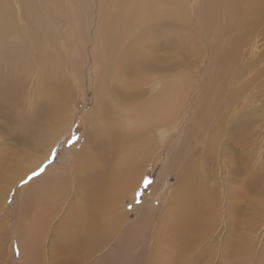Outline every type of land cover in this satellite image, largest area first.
<instances>
[{"label": "bare ground", "instance_id": "6f19581e", "mask_svg": "<svg viewBox=\"0 0 264 264\" xmlns=\"http://www.w3.org/2000/svg\"><path fill=\"white\" fill-rule=\"evenodd\" d=\"M192 2L0 0V138L13 142L0 154V221L6 220L3 206L20 171L25 176L33 170L4 175V169L22 160V155L11 157V150L17 145L36 149L48 132L57 135L65 128L64 98L73 89L71 77L78 87L91 90V110L75 162L79 175L67 180L85 183L76 184L65 197L66 180H55L59 172L34 179L22 189L25 198L9 205L8 210L19 209L16 223L0 227L6 252L17 238L20 264H154L173 248L176 257L185 259L177 264H191L197 235L166 245L179 232L199 227L218 206L220 181L212 168L219 155L228 159L223 164L219 160L227 173L226 196L240 192L243 198L241 151L248 124L242 110L232 108L243 91L229 86L244 70L235 65L242 58L240 46L246 38L254 39L264 3ZM29 91L56 101L37 111L39 119L16 114L17 108L26 111ZM4 123L13 125L7 132L11 138L3 133ZM161 151H167L163 164L154 168L160 176L175 177L165 210L156 213L146 200L136 203L134 212L120 209L143 164ZM158 156L153 157L157 163ZM103 172L109 175L105 183ZM33 193L37 202L23 211L20 204ZM65 200L64 227L56 235L62 251L48 246V263L42 242ZM86 208L96 215L84 218ZM131 212L135 216L129 219ZM76 226L90 229L89 234L76 241ZM71 236L75 239L69 244ZM106 246V253L98 255ZM13 260L8 263H18Z\"/></svg>", "mask_w": 264, "mask_h": 264}, {"label": "rangeland", "instance_id": "374dc122", "mask_svg": "<svg viewBox=\"0 0 264 264\" xmlns=\"http://www.w3.org/2000/svg\"><path fill=\"white\" fill-rule=\"evenodd\" d=\"M188 1L190 2L191 0ZM193 2L195 3V0H193ZM262 13L263 15L260 16L261 12L259 11V25L254 29V39L246 38L244 43L240 46V51H243L242 58L239 59V61L237 60L238 62L235 65H242L244 70L241 75L233 78V81L229 86L230 90L241 88L243 91L241 99L237 101L232 108H235L233 111L241 109L243 115L241 116L248 124L244 131V146L241 151L245 163V185L242 190L243 198L240 192H237V196H226L228 186L226 181L227 173L223 170L221 165L226 160L228 161V159L225 155H219L218 165H216L217 167L214 166L212 168L213 170H216L214 173L218 176L220 181L218 186V190L220 191L218 206H213V208H211V215H209L206 220L201 221L202 225L200 223V226L195 229L186 232L181 231L176 235L174 234L175 238L169 240L166 245L171 247L181 239H194L197 235V239L195 238L194 241L196 243L194 253L189 261L191 264H264V11ZM71 81L73 89H71L70 93L66 92L69 94L64 98V100H66L64 108L67 119L65 122L67 123L65 128L62 131L57 132V135L54 131V134H52V131L48 132L45 135L46 141L42 145H38L36 149L35 147L27 148L23 145H17V147H14L9 153L13 158L22 155L20 156L22 160H20L15 167H10L7 170L4 169V175H10L11 172H14L13 174H15L16 172H19L17 169L25 170L24 168H33V170L25 176H23L25 171L22 173L20 171V174L17 173L19 174L16 182L17 184L15 183L13 188L9 190L5 200L6 203H4L3 206L4 212L2 213L5 214L3 219H6H1L0 221V227L3 229H7V227L10 228V225L16 223L18 220L16 213L19 212V209L16 207L13 208L12 206L13 211L10 213L9 211L12 208L8 210L9 205H14L20 196L21 199L25 198V195H21L23 191L22 189L29 185L34 179L47 173H53L52 171H54V173L59 172L60 174L58 173L55 180L59 178H61L59 180H63V177L64 180H66V186L63 187L64 193L65 191L67 192L65 197L70 194L71 190H76L78 184L81 185L82 183L83 185L85 183L83 180L79 181L80 178H75V182L71 179L70 183L67 182V180L70 179V176L74 179L76 174L79 175L77 172V164L75 162L77 159L76 157L82 148L83 130L85 128L87 116L91 110V90H88L87 86L84 85L83 87H78V83L74 81V79L72 80V77ZM25 100L27 101V107L25 108L26 111L20 108L14 110L17 111L16 114L18 115L27 114L28 116H34V120L39 119V116L37 115L39 109L44 110L43 108H45V110H48L51 105L53 106V104L56 103V101L54 103L53 101L51 102V100L44 99V97L40 98L31 93V91L26 93ZM2 126L5 137L11 138L12 136L7 132L13 130V125L10 123H4ZM40 126L41 124H38L36 128H40ZM0 131H2V129H0ZM51 136L52 138H50ZM73 138L74 140H72ZM156 138L158 141L159 135H157ZM12 143L11 139L3 141L2 136L0 138V154L3 155L5 152L9 151V146ZM166 152L167 151L164 153ZM164 153L161 151L160 153L153 155V157L156 158L159 157L158 155H161V161H158V163L155 161L156 159L152 157L149 161H146L143 164L139 174H136L134 184L130 185V189L126 192L127 195L123 198L122 202H119L120 206L122 205L120 209L130 211L140 200H146L150 206H153L156 213H162L165 210V207L169 203L170 189L174 186L175 177L172 174L160 176V170L154 168V165L156 164L158 168L159 166H162L165 157ZM6 157L8 156L6 155ZM219 160H222V164L219 163ZM232 165L233 168H236L237 166L236 163H233ZM211 173L212 171L210 174ZM201 176L202 178L204 177L203 175ZM100 178L105 183L107 182L109 175L103 172L100 175ZM164 181L165 183L163 184ZM231 185L233 186L232 183ZM35 192L39 193L37 191ZM88 194V192H85V196ZM37 196L38 194L34 193L31 195V198H27L26 196V204H20L21 206L23 205V211H28V209L31 210L30 204H35L37 202ZM62 204L63 205L55 214L54 218H52L49 225L50 230L47 231L48 233H46L45 239L42 242L44 244V255L45 258H47L46 260L48 263L50 250L47 248L50 247L51 251L54 252L62 251V248L60 250V247H62L60 245L62 244H60V241L56 236L58 228L64 227L63 224H61V219L63 218V215L67 214L68 210L66 207V200ZM132 212H134V209ZM132 212L129 213V219L135 216ZM82 214L84 218H93V214L95 216L96 211L93 213L89 208H86ZM97 217L98 215L96 218ZM71 225L72 224L66 226L67 232ZM89 230L90 229L82 226H76L75 232H72V236L75 235L77 241L78 239L86 237L89 234ZM72 236L66 240L69 244L75 239L74 237L72 238ZM15 237L16 236H14V238ZM3 239L4 236L1 234L0 243L3 244V247L1 246L2 248L0 252L2 251V253L0 254L6 256L9 254V258H7V260L4 257H0V259H2L0 264H9L8 261L10 259H14L12 262L15 261L16 263V261H18L19 264L22 263L18 257L19 248L16 247L18 243H15L17 238L16 240H13L10 247L11 250H9L10 248L8 249L11 252H6L7 247L4 246L6 242H3ZM109 248V246L104 247L98 255H103ZM156 259H158V257ZM160 260L163 264H177V262H183L185 259L182 257H176L175 249L173 248L165 254V257L156 260V263L154 264H159Z\"/></svg>", "mask_w": 264, "mask_h": 264}, {"label": "trees", "instance_id": "16d2710c", "mask_svg": "<svg viewBox=\"0 0 264 264\" xmlns=\"http://www.w3.org/2000/svg\"><path fill=\"white\" fill-rule=\"evenodd\" d=\"M72 140H74V138Z\"/></svg>", "mask_w": 264, "mask_h": 264}]
</instances>
